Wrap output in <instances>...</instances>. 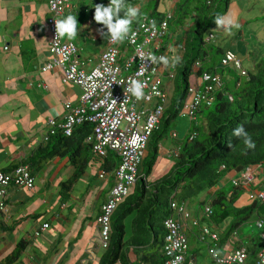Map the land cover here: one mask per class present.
Returning <instances> with one entry per match:
<instances>
[{
    "label": "crops",
    "instance_id": "1",
    "mask_svg": "<svg viewBox=\"0 0 264 264\" xmlns=\"http://www.w3.org/2000/svg\"><path fill=\"white\" fill-rule=\"evenodd\" d=\"M89 1L70 0V7L60 17L69 13L77 17V32L73 37L81 36L86 44L89 40L94 51L83 55L84 48L76 41L79 54L82 58L98 59L108 38L102 39L101 33L106 29L102 22L92 18L94 4ZM49 14L48 0H0V170L22 164L40 147H48L51 152L39 167L30 165L35 175L33 188L8 187L6 199L10 208L0 209V264L8 261V264H100L106 248L100 242L97 217L115 182L114 172L100 176L103 165L88 158L86 140L76 156L71 144L53 136L44 137L51 127L49 119L64 120L66 101L77 104L82 93L77 83L63 80L59 69H43L52 59ZM73 37L70 39L74 40ZM165 48L170 60L178 55L172 52L174 47L167 39ZM176 146L180 145L174 143L171 151ZM165 149L163 143L160 150L170 154ZM238 175L230 171L209 191L214 194L228 181L234 183ZM70 181V190H65L63 185ZM212 197L203 201L208 203ZM193 215L184 220L188 240L189 232H193L200 242L203 226L210 224L220 234L218 246L222 250L246 245L239 229L230 228L233 217L216 223L213 219L200 218L197 213ZM130 221L127 220L126 237L130 234ZM46 222L50 226L37 235L36 229ZM21 242L26 243L25 252L13 260L12 255ZM187 258L198 263L189 250Z\"/></svg>",
    "mask_w": 264,
    "mask_h": 264
},
{
    "label": "trees",
    "instance_id": "2",
    "mask_svg": "<svg viewBox=\"0 0 264 264\" xmlns=\"http://www.w3.org/2000/svg\"><path fill=\"white\" fill-rule=\"evenodd\" d=\"M92 2L94 7L91 15L94 19L95 5L108 4L109 0ZM234 2L235 0H177L170 18L171 32L165 38L174 47L172 52L180 57L173 70L178 72L175 73L176 86L182 93L171 98L160 125L150 137L148 154L141 163L138 180L113 213L110 245L106 248L100 264H166L168 256L164 250L165 220L176 214L173 202L187 203L203 191L219 184L230 171L240 173L245 167L252 165L264 167V58L256 66H245L248 73L242 77L235 66L223 63L224 52L230 46L218 41L219 26L214 18L225 15ZM124 3L132 5L138 1L124 0ZM147 14L165 16L169 12H160L157 8L150 12L139 10L131 26H135ZM120 15H124V10H121ZM210 33H214L212 38H209ZM239 33L244 37L243 30L236 35L239 36ZM205 71L214 75L220 74L222 83L216 85L212 92L214 101L211 104L203 103L194 112L202 115L203 128L195 126L192 132L195 131L196 136L192 140L187 136L182 141L173 169L166 175L157 176L159 173L156 172V163L161 152V140L170 130L173 115L179 114L187 95L190 94V86L193 83L205 86L207 83L202 81ZM179 73L182 75L181 82ZM166 77H170L169 73ZM230 95H233V99ZM239 124L244 125L255 142L254 147H247L243 137L233 134V129ZM76 128L72 135L59 132L52 136L71 144L74 155L77 156L82 142L92 132V125L87 122L77 125ZM50 155L48 147H40L37 153L21 163L29 164L32 168L36 165L39 167ZM87 156L94 162H101L106 173L113 172L120 160L119 154L114 151L105 156L97 155L88 142ZM71 184L70 181L68 185H63L65 190H70ZM233 185L231 194L224 188H218L208 202L214 208L210 218L218 223L233 217L230 228L236 230L251 217V213L256 212L263 216L264 202L256 201L243 208L233 207L235 193L245 190L241 185ZM206 203L207 201H203L202 205ZM132 215L130 234L126 237L127 220ZM259 240L257 244L252 239V246H247L245 264H256L257 253L263 245L262 238ZM25 249L26 243H19L12 255L13 260L20 258ZM8 263L10 261L1 264Z\"/></svg>",
    "mask_w": 264,
    "mask_h": 264
},
{
    "label": "built area",
    "instance_id": "3",
    "mask_svg": "<svg viewBox=\"0 0 264 264\" xmlns=\"http://www.w3.org/2000/svg\"><path fill=\"white\" fill-rule=\"evenodd\" d=\"M50 14L48 24L51 31L50 50L52 59L43 66L44 70L59 69L63 80L77 83L81 89L80 101L77 104L66 101V114L62 121L54 117L49 119L50 129L44 134L45 139L59 132L72 135L77 125L89 122L92 132L85 140L92 145L97 155L105 156L110 151L119 154L120 160L114 169L115 182L111 187L106 201L101 206L97 217L100 228V242L108 248L111 241V218L118 204L129 194L131 186L138 180L141 163L148 152V144L153 131L158 128L167 108L169 93L165 88V76L173 75L176 63L166 64L160 56L169 58V51L164 48V37L170 28L172 13L165 16L147 14L135 26H131L128 36L122 41L107 39L105 48L98 59L82 58L78 44L70 38L57 33L56 19L70 7V0H48ZM107 31V26H105ZM131 32H135L132 37ZM214 33H210L212 38ZM8 47V46H7ZM122 58V60H121ZM223 63L233 65L243 75L248 72L237 53L228 48L224 52ZM144 81V95L137 98L130 91L126 92L131 79ZM202 81L205 86L193 83L190 95L194 101L189 106L194 113L203 103L214 101L213 90L221 85L220 74L205 71ZM233 99V95H230ZM178 137L176 130L172 131ZM196 132L188 135L194 139ZM160 148L163 143H160ZM176 155L180 146L174 150ZM259 165L245 167L233 179L235 185L248 188L255 178V170ZM261 168L262 182L258 195L264 201V167ZM106 172L101 171L100 176ZM11 185L33 188L35 175L29 164H19L8 170H0V209L9 210L10 203L6 199L8 187ZM176 214L165 220L166 234L164 250L168 256L166 264H198L194 258L188 259V235L184 220L191 216L185 204L173 202ZM214 212L211 203L206 204V214ZM258 225L264 227V218H258ZM50 226L44 223L35 231L40 235ZM201 238L210 240V252L216 264H245L248 247L239 245L229 251L218 246L220 234L210 224L202 228ZM263 245L257 253L256 264H264V232L261 236Z\"/></svg>",
    "mask_w": 264,
    "mask_h": 264
},
{
    "label": "rangeland",
    "instance_id": "4",
    "mask_svg": "<svg viewBox=\"0 0 264 264\" xmlns=\"http://www.w3.org/2000/svg\"><path fill=\"white\" fill-rule=\"evenodd\" d=\"M137 1V4H132L130 6H135L139 10L147 12H150L153 9L157 8L158 11L165 13L173 12L176 8L177 2V0ZM225 15L231 16L239 26H232L230 31L226 30L224 26H219L217 32L219 36L218 41L222 42L223 45L229 44L230 48L237 53L245 66H256L257 63H259L264 58V0H235L234 4L230 8V10L225 13ZM244 21L249 23H245ZM172 24L174 25V22ZM241 28L244 31L246 38H244L245 36L243 37V34L240 35V33L239 36H237V33ZM233 31L235 32V34L233 33ZM169 32H171L170 28ZM73 38L75 42L77 41L78 43H80V46H83V55L94 52L91 51V42L89 40H87L86 44L81 36ZM102 39L104 40L103 35ZM80 40L81 42H79ZM176 72L177 70L174 69L173 76L166 77L165 80V88L169 93L167 107L170 105L171 98L175 94L177 95L182 93V91L180 89L178 90L176 86ZM238 73L242 77H244V75H242L239 70ZM179 78L181 82L182 75L180 73ZM193 101L194 97L188 94L179 114L177 116L173 115L170 130L165 133L164 138L161 140V142L165 144V150L170 154H165L164 151H161L159 153L158 162L156 163V172L160 173L157 176H161V174L166 175L168 171L170 172L173 169L174 164L178 160L175 152L171 151L170 149L173 144L175 143V145H181L182 141L186 139V137L192 132V130H195V126L203 128L204 121L202 115L199 113L194 114L192 112V108L189 106V104H192ZM173 130L178 131V137H174L172 135ZM178 140L180 141V143ZM255 174L256 176L253 179L250 188L235 193L234 197H236V201L233 203V207L243 208L245 206L251 205L256 201L259 203L263 202L258 195V192L254 191L255 189H260V184L263 180L260 167L256 168ZM223 187L226 191H230V194L231 191L234 190V185L231 181L225 183ZM212 196L213 192L209 190L203 191L198 196L193 197L187 202V207H189L191 213L194 214L193 216H195V214L197 213L200 218L206 217L208 220H211L210 216L206 214V206L204 204L202 205V203L203 200L209 199ZM217 210L218 212H220L219 209ZM251 214V217L248 220H245L244 223L238 228L241 237L242 239H244V242L247 246H252V239H254L255 242L259 244V239L264 232V227L258 225V217L256 215V212H253ZM132 217L133 215L129 217V221L132 219ZM262 217L264 218V216ZM235 239H237V237ZM209 243L210 240H201L199 242L197 236L194 235L193 232H189V252L192 254V256L194 255L195 257H197V261L199 264H214V258L210 252V248L208 245Z\"/></svg>",
    "mask_w": 264,
    "mask_h": 264
},
{
    "label": "clouds",
    "instance_id": "5",
    "mask_svg": "<svg viewBox=\"0 0 264 264\" xmlns=\"http://www.w3.org/2000/svg\"><path fill=\"white\" fill-rule=\"evenodd\" d=\"M121 10H124L123 16L120 15ZM138 12L139 9L137 7L125 5L124 0H109L108 4L99 3L95 5L94 19L97 22H102L104 28L105 26H107V31H102L101 33L104 37L107 36V38L111 41H122L126 36H128L129 32L131 31L133 18L138 15ZM214 19L218 26H224V28L228 31L231 30L232 26H239L238 23L228 15H217ZM77 23V17L71 13L61 19H56L57 33L61 36L72 38L77 32ZM131 35L132 37H135L136 33L131 32ZM159 59L164 61V63L166 64L169 62V58L166 56H160ZM179 60V55H175L171 58L172 63H177ZM130 79L131 82L125 91H130L137 98L143 96L144 81L132 78ZM233 134L237 137H243V141L245 145H247V147L251 148L255 146V142L252 140L243 124L237 125V127L233 129ZM250 186L248 188H250Z\"/></svg>",
    "mask_w": 264,
    "mask_h": 264
}]
</instances>
